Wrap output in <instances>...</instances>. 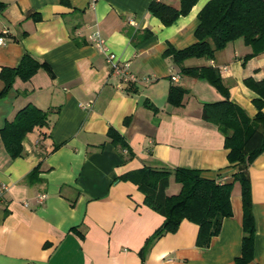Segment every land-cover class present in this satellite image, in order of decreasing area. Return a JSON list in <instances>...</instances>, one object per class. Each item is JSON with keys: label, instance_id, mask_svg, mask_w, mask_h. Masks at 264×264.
Wrapping results in <instances>:
<instances>
[{"label": "crops", "instance_id": "0c3cea01", "mask_svg": "<svg viewBox=\"0 0 264 264\" xmlns=\"http://www.w3.org/2000/svg\"><path fill=\"white\" fill-rule=\"evenodd\" d=\"M152 1L0 0L6 4L0 12V71L17 67L26 52L45 66L27 81L16 77L0 96V130L27 105L47 113V125L23 138L19 157L9 156L0 137V264H235L240 256L238 185L230 198L232 216L200 248L198 228L186 220L148 246L163 216L144 204L133 182L115 181L143 167L193 169L207 179L232 180L224 135L201 116L203 104L223 96L207 80L182 75L163 54L196 41L197 15L209 0H198L170 26L149 13ZM95 30L130 63L137 81L124 84L111 76L106 57L88 39ZM251 53L237 39L213 59L189 58L183 66L218 69L229 100L253 119L257 95L244 80L264 79V52ZM3 86L0 80V92ZM173 86L186 91L178 107L167 100ZM109 128L128 149L110 142ZM247 173L255 220L250 264H264V154ZM170 185L180 189L173 176Z\"/></svg>", "mask_w": 264, "mask_h": 264}, {"label": "trees", "instance_id": "16d2710c", "mask_svg": "<svg viewBox=\"0 0 264 264\" xmlns=\"http://www.w3.org/2000/svg\"><path fill=\"white\" fill-rule=\"evenodd\" d=\"M197 1L180 0L179 7H174L161 0H153L149 13L164 26H170L180 16L187 15ZM5 7L6 4L0 2V12ZM197 19L198 25L194 31L196 41L181 50L167 48L163 54L172 58L182 75L207 80L223 96L221 101L203 104L201 116L203 120L216 125L224 135L223 147L228 151L232 180L227 182L222 176L216 180L207 179L199 170L193 169L175 168L169 171L143 167L115 181L124 179L133 182L144 195V204L163 216L161 226L148 238V246L166 233H175L181 222L186 220L197 226L195 245L200 248L208 247L211 239L219 234L222 221L232 216L230 198L234 185H238L243 214L241 254L235 264H250L253 261L255 220L247 172L253 161L264 154V79L244 80L245 85L257 95L252 101L257 113L250 119L237 104L229 100L228 89L218 69L212 66L185 67L183 61L189 58L211 60L217 51L237 39H242L253 49L249 57L264 52V0H209L199 10ZM44 67L29 53H24L17 67L1 69L0 80L4 88L0 96L7 93L16 77L27 81ZM185 93V89L173 86L169 89L167 100L172 106H181ZM46 125L47 113L35 106L27 105L18 111L13 120L0 130L9 156L12 159L19 157L21 142L27 133ZM107 137L119 149H128L125 139L113 128H109ZM38 171V166L34 167L28 177L35 176ZM171 176L180 189L178 193L168 195L166 189Z\"/></svg>", "mask_w": 264, "mask_h": 264}, {"label": "built area", "instance_id": "2783aa9c", "mask_svg": "<svg viewBox=\"0 0 264 264\" xmlns=\"http://www.w3.org/2000/svg\"><path fill=\"white\" fill-rule=\"evenodd\" d=\"M97 0H91L92 4H94ZM88 39L92 44L99 50V52L103 53L106 57V61L109 63L111 67V76L118 78L119 82L124 84H130L137 81V77L130 70V63L128 61H122L119 57L111 52L107 46L106 40L100 34L98 30L93 31ZM5 42L4 37H0V44ZM172 81L178 80L177 74H172L170 76ZM44 196H40L39 200L41 201Z\"/></svg>", "mask_w": 264, "mask_h": 264}, {"label": "rangeland", "instance_id": "374dc122", "mask_svg": "<svg viewBox=\"0 0 264 264\" xmlns=\"http://www.w3.org/2000/svg\"><path fill=\"white\" fill-rule=\"evenodd\" d=\"M173 189V190H172ZM167 191H168V193L169 194H172V193H174V194H176L177 192H175L176 191V189L173 187V185H170V187L167 189Z\"/></svg>", "mask_w": 264, "mask_h": 264}]
</instances>
